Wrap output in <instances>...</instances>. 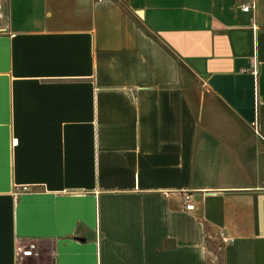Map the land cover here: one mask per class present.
I'll return each instance as SVG.
<instances>
[{
	"label": "crops",
	"instance_id": "obj_1",
	"mask_svg": "<svg viewBox=\"0 0 264 264\" xmlns=\"http://www.w3.org/2000/svg\"><path fill=\"white\" fill-rule=\"evenodd\" d=\"M0 264H264V0H0Z\"/></svg>",
	"mask_w": 264,
	"mask_h": 264
},
{
	"label": "built area",
	"instance_id": "obj_2",
	"mask_svg": "<svg viewBox=\"0 0 264 264\" xmlns=\"http://www.w3.org/2000/svg\"><path fill=\"white\" fill-rule=\"evenodd\" d=\"M251 8H252V6H246V7H243L242 10H243V12L248 13L251 10ZM24 191H27V189L24 188ZM186 200L189 201V197H186ZM186 208L188 210H192L194 208V206L187 203ZM221 238H222V242H223L224 245H226L229 242H231V239L225 237V235H221ZM35 250H36V247L34 245H31L28 250H23L19 245H17V247H16L17 259H19V258L22 259V258H26V257L36 256L37 253H35ZM20 255H22V256L20 257Z\"/></svg>",
	"mask_w": 264,
	"mask_h": 264
},
{
	"label": "trees",
	"instance_id": "obj_3",
	"mask_svg": "<svg viewBox=\"0 0 264 264\" xmlns=\"http://www.w3.org/2000/svg\"><path fill=\"white\" fill-rule=\"evenodd\" d=\"M208 247L210 250H213L220 258L223 257L225 245L222 242L221 235L218 237V241H215V243L208 241Z\"/></svg>",
	"mask_w": 264,
	"mask_h": 264
},
{
	"label": "water",
	"instance_id": "obj_4",
	"mask_svg": "<svg viewBox=\"0 0 264 264\" xmlns=\"http://www.w3.org/2000/svg\"><path fill=\"white\" fill-rule=\"evenodd\" d=\"M141 14H142V11H139V12H138V15H141Z\"/></svg>",
	"mask_w": 264,
	"mask_h": 264
}]
</instances>
